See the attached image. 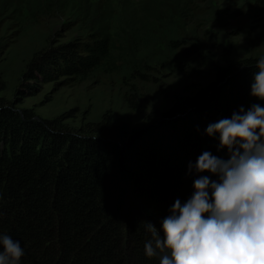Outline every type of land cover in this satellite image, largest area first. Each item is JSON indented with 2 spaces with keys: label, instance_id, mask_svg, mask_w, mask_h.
<instances>
[{
  "label": "trees",
  "instance_id": "16d2710c",
  "mask_svg": "<svg viewBox=\"0 0 264 264\" xmlns=\"http://www.w3.org/2000/svg\"><path fill=\"white\" fill-rule=\"evenodd\" d=\"M109 1L97 7L89 0H0V21L9 26H24L23 6L34 24L41 16L67 11L72 15L67 26L73 22L87 39L79 54L81 42L74 39L47 47L48 36L33 35V43L22 49L31 54L24 78L45 83L53 75L76 79L96 70L114 72L127 84L122 100L135 109L140 92L132 78L158 83L146 75L153 68L137 62L161 46V58L168 55L171 68L202 74L174 62L185 57L209 70L210 80L193 94L170 92L163 117L136 129L100 115L72 132L0 98V233L20 242V264H159V257L145 255L151 239L147 221L163 236L169 209L177 199L183 204L191 198L194 180L218 179L190 172L189 163L205 151L228 159L227 148H219L220 134L209 136L208 125L231 118L241 107H264V100L251 95L264 52L237 56L222 49L212 63L195 42L178 38L176 19L206 14L209 0H143L136 11L123 0L114 32ZM247 1L264 9V0Z\"/></svg>",
  "mask_w": 264,
  "mask_h": 264
},
{
  "label": "rangeland",
  "instance_id": "374dc122",
  "mask_svg": "<svg viewBox=\"0 0 264 264\" xmlns=\"http://www.w3.org/2000/svg\"><path fill=\"white\" fill-rule=\"evenodd\" d=\"M102 1L104 0H89L97 7ZM126 1L136 11L143 0ZM209 1L206 14L176 19L174 25L180 34V40L195 42L203 51L204 58L212 63L222 54V49L233 50L237 56L246 50L264 52V9L247 0ZM109 4L113 8L109 15L110 30L114 32L123 0H110ZM55 14L52 17L41 16L38 24H34L29 22L27 8L23 6L20 7V16L25 22L24 26L18 28L9 26L7 21H0V73L3 76L0 98L6 104L12 103L17 109H27L37 120L55 119L76 132L80 124L90 123L100 115V119L109 115L117 123L125 122L129 128L136 129L153 119L163 117V113L171 105L168 96L170 92L193 94L206 87L210 80L209 70L185 57L177 56L174 62L180 67L184 66V69H195L202 74L190 76L182 70L171 68L167 64V60L170 62L171 58L164 55L163 61L160 53L163 48L157 46L159 52L142 56L141 61L137 62L138 66L142 63L145 67H152V70H147L146 75L153 77L158 83L156 85L155 82L132 78L131 83L140 92L139 98L135 100L138 108L135 109L122 100L127 84H121V79L114 72L96 70L84 78L76 79L67 75H53L49 82L34 83L24 78L25 65L31 54L26 52L23 55L22 50L33 43V35L39 38L48 36L47 47L74 39L81 42L79 54L82 52V43L87 40L73 22L67 26L68 21H72L70 12ZM139 56L138 54L137 57ZM139 74H143L141 70ZM198 75L201 77H196ZM24 84L31 85L29 90L22 88Z\"/></svg>",
  "mask_w": 264,
  "mask_h": 264
},
{
  "label": "clouds",
  "instance_id": "9594fccd",
  "mask_svg": "<svg viewBox=\"0 0 264 264\" xmlns=\"http://www.w3.org/2000/svg\"><path fill=\"white\" fill-rule=\"evenodd\" d=\"M256 66L251 95L264 100V56ZM206 133L220 134L228 159L205 151L189 163L190 172L218 179L194 180L191 198L183 204L177 199L169 209L163 236L147 221L145 255L159 257V264H264V107H241L209 124ZM23 255L18 240L0 233V264H20Z\"/></svg>",
  "mask_w": 264,
  "mask_h": 264
}]
</instances>
